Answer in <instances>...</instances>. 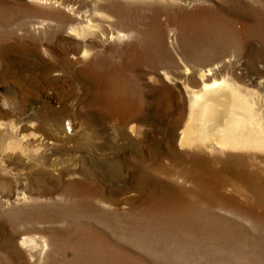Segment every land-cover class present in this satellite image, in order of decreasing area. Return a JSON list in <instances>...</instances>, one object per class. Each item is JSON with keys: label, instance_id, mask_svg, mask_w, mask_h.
Returning a JSON list of instances; mask_svg holds the SVG:
<instances>
[{"label": "rangeland", "instance_id": "obj_1", "mask_svg": "<svg viewBox=\"0 0 264 264\" xmlns=\"http://www.w3.org/2000/svg\"><path fill=\"white\" fill-rule=\"evenodd\" d=\"M180 1L182 8L176 22L175 41H170L166 35V46L176 57L175 62L166 66L169 60L164 63L163 60L160 65L150 42L154 41L152 35L143 39L141 53L125 58L126 66L134 62L136 74V77L131 76V68L125 69L127 77L130 76L125 94L134 107L154 108L157 115L154 138L159 144L151 146L139 139V144L134 145L125 135L117 137V130L112 135L106 131L101 135L103 138H98V144L108 141L110 146L108 143L101 148H81L76 160L63 161V164L53 160L54 165L46 167V178L50 177L57 188H61L55 178L60 170L55 171L54 166L66 165L70 169L64 172L66 180H71V170L75 169L80 178L90 176L85 191L80 193L73 189L62 194L60 189L53 195L36 198L35 194L46 189L41 181L43 177L36 175L33 181L0 179V221H3L0 264H264L263 205L194 201L196 198L191 195L163 192L164 189L154 187V181L148 183V187L134 183V187L122 189L124 180L135 173L129 162L138 159L143 151L148 155L147 169L158 161L166 162L162 165L171 161V156L163 157L156 150H160L161 142H168L173 122L188 113L189 93L177 88H145L141 78H147L152 72H164L163 66L182 75L181 64L186 60L207 65L206 61L194 57L192 43L197 42L212 47L217 43L216 47L221 46L224 51H234L237 57L233 69L246 85L256 87L264 81V0ZM70 6L77 8V15L86 9L84 0H47L46 3L0 0V110L14 118L17 125L37 124L42 133L61 135L66 129L70 131V121L79 123L81 116L90 111L92 114L87 116L95 127L104 130L111 124L100 104L84 106L87 90H83L79 79L63 78L67 59L76 51H84L82 45L77 44L79 39L72 29L82 19L71 13ZM184 20L188 22L185 31L181 23ZM204 20L217 22V37L199 35L196 41L192 27L205 26ZM229 26H244V29L236 34L234 27ZM21 38L31 41L32 50L20 46ZM111 46L107 54L84 62L104 67L111 58ZM40 60L55 65L50 75L41 74ZM8 66L10 72L4 74ZM112 67L119 71L116 63ZM22 77L32 79L29 87L23 89L17 83ZM93 80L96 84L88 92L100 95L108 91L109 81L101 76ZM35 86L45 94L30 95L28 92ZM53 88L62 90L61 100L55 97ZM64 106L65 110L59 112ZM64 157L68 158L67 154ZM82 166L87 170H82ZM162 170L170 174L176 172L165 166ZM223 170L224 174H234ZM146 171L137 174L135 182L140 174L149 173ZM169 173H163L162 178L174 184V180L165 177ZM97 180L102 184L96 185ZM52 182L48 181L47 185ZM98 187L107 195L105 202L89 192ZM21 191L35 195L34 200L17 202ZM219 197L226 198L223 194ZM25 236H31L33 241L23 245Z\"/></svg>", "mask_w": 264, "mask_h": 264}, {"label": "bare ground", "instance_id": "obj_2", "mask_svg": "<svg viewBox=\"0 0 264 264\" xmlns=\"http://www.w3.org/2000/svg\"><path fill=\"white\" fill-rule=\"evenodd\" d=\"M31 1L47 2V0ZM84 1L86 9L82 14L77 15V8L70 6L71 13L82 19L72 29L79 39L77 44L80 43L84 51L82 53L76 51L67 59L68 66L63 78L69 81L79 79L83 90H87L84 106L100 104L101 111L107 114V120L111 124L104 130L95 127L96 125L90 123L87 116L92 114L90 111L87 115L81 116L79 123L70 121L69 132L66 129L65 133L60 132L61 135H55L49 132L42 133L37 124L28 127L17 125L14 118L0 110V179L28 181L36 175H39L38 178L43 177L41 181L46 189L40 194H35L36 198L42 196L45 198L60 189L62 194H67L73 189L77 193L84 192L90 176L84 175L80 178L75 169L76 171L71 170L73 173L71 180H66L64 172L66 170L70 172V169L66 165L62 168L54 166L55 171L60 170L59 174L57 173L58 177L55 178L61 188H57L53 186L50 177L46 178L48 172L46 167L54 165L53 160L60 161L59 164L63 161L66 163L68 160H76L81 148L107 146L108 141L98 144V138L103 132L108 131L112 135L117 130V137L122 138L125 135L134 145L139 144V139L146 140L151 146L152 143L159 144L154 138L157 130L155 123L157 115L154 108L146 106V103L144 104L146 107L141 108L142 105L134 107L132 100L125 94L127 80L130 77H127L125 69L131 68V76L136 77L133 71L134 62L126 66L125 58L131 56L133 58L135 53H141L140 46L143 39L152 35L154 41L150 42L160 65L163 60V63L169 60L166 61V66L175 62L176 57L166 46V35L168 34L170 41H175L178 31L176 22L182 2L180 0ZM203 22L205 26L192 27L196 41L199 35L202 38L205 35L213 36L212 39L216 38L217 22L208 20ZM221 22L225 24L223 20ZM181 23L182 30L185 31L188 22L184 20ZM43 26L44 23L38 27ZM229 27L232 29L234 26ZM243 29L244 26L234 27L236 34L243 32ZM15 43H18V40ZM216 44L212 47L202 43H192L194 57L198 61H206L207 65L191 64L186 60L181 64L182 75L170 72L166 66H163L164 72H152L147 78H141L145 88L162 87L168 90L177 88L183 90L182 93H189L188 113L173 122L168 142H161L160 150H156V153L163 157L171 156V161L166 165H162L166 162L158 161L159 163L148 169L159 165L158 168L149 171L145 165L148 155L143 151L138 159L129 162L136 174L128 177L129 180H124L122 189L134 187V183L136 186L148 187V183L154 181L155 188L160 187L164 189L163 192L172 191L173 195L178 193L191 195L196 198L194 201L264 206V81L256 87L246 85L233 69L236 53L224 51L221 46L216 47ZM32 45L30 40L21 38L20 46L32 50ZM110 46L111 58L104 67L84 62L87 59L97 58L100 54H107ZM0 51L2 52V49ZM5 55L4 51V57ZM81 62L82 65H78ZM39 63L38 69L44 76L50 75L52 67H55L48 60H40ZM114 63L119 71L112 67ZM3 71L4 74L9 73V66ZM98 76L103 77L106 82L109 81L108 91L105 94L94 95L88 90L96 84L93 78ZM30 81L32 82V79L22 77L17 83L24 89L30 86ZM159 84L160 86H157ZM30 92V95L36 97L45 94L36 86L28 93ZM53 94L61 100L62 90L53 88ZM64 110L65 106L61 107L59 112ZM136 113H139V116ZM104 114L100 113V115ZM64 154H67L68 158H65ZM163 166L176 172L170 174L169 171H163ZM223 169L233 171L234 174H224ZM82 170L86 171L87 168L82 166ZM143 170L149 173L140 174V179L135 182V176ZM167 172L169 175L165 177L174 180V184L163 180L162 174ZM78 176L79 178H76ZM48 181L52 182V185H47ZM97 181L96 185L102 184L100 180ZM161 186H168L169 189L165 190L167 188ZM89 192L98 196L102 202L107 199V195L99 187L90 189ZM221 194L226 198L219 197ZM18 195L16 201L21 203L31 202L35 196L26 191H21ZM7 199H4L6 204H8ZM1 224L3 221H0ZM30 241H33V238L25 236L22 243L24 245Z\"/></svg>", "mask_w": 264, "mask_h": 264}]
</instances>
